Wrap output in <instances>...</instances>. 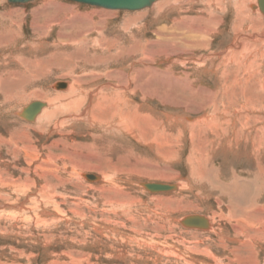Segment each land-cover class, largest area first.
<instances>
[{"label":"rangeland","instance_id":"rangeland-1","mask_svg":"<svg viewBox=\"0 0 264 264\" xmlns=\"http://www.w3.org/2000/svg\"><path fill=\"white\" fill-rule=\"evenodd\" d=\"M175 1L0 0V264H264V18Z\"/></svg>","mask_w":264,"mask_h":264},{"label":"water","instance_id":"water-1","mask_svg":"<svg viewBox=\"0 0 264 264\" xmlns=\"http://www.w3.org/2000/svg\"><path fill=\"white\" fill-rule=\"evenodd\" d=\"M32 1L35 0H7L8 3H12V4H26ZM70 1L93 6V7H99L107 10L135 12L149 8L151 4L156 0H70ZM257 1L262 13L264 14V0H257ZM56 87L64 88L66 87V84L60 83L57 84ZM43 107H45V104L42 102L31 103L26 108H24V110L22 111V116L25 118V120L32 121L40 113ZM89 178L93 179L94 177L90 176ZM145 188L148 191H152V192H163V191L172 190L173 186L151 183V184H146ZM182 226L207 227L208 223L205 218L194 215V216L185 217L184 220L182 221Z\"/></svg>","mask_w":264,"mask_h":264},{"label":"bare ground","instance_id":"bare-ground-1","mask_svg":"<svg viewBox=\"0 0 264 264\" xmlns=\"http://www.w3.org/2000/svg\"><path fill=\"white\" fill-rule=\"evenodd\" d=\"M159 0H156V1H154L152 4H151V6L149 7V8H151L152 6H154L155 4H156V2H158ZM169 0H163V2L160 4V5H155L156 7H157V9L158 10H163L165 7V5H169L168 2ZM175 1V0H174ZM185 1H189L191 4L192 3H197L198 1H200V0H185ZM201 1H204V0H201ZM222 1L223 0H211V1H208V2H206V4H204V6L206 7V8H209V7H211L212 9H213V7L214 8H216L217 7V9H221V3H222ZM241 1V2H240ZM247 1H250V0H238V3H236L237 1L236 0H224V2H227V7L232 11V10H234V12H235V16H236V19L234 18L233 20H234V22H236V23H238V21L240 22V20H242V17H243V15H244V13L246 12H248V10H247V7L251 10V12H254V11H258L259 12V14L264 18V14L262 13V11H261V9H260V7H259V5H258V1L257 0H255V4H253V5H251V4H249V5H247V7L245 6V4L246 3H248ZM176 2V1H175ZM229 3H230V6H229ZM173 4V3H172ZM226 4V3H225ZM238 4H241V5H238ZM176 5V4H175ZM174 6V5H173ZM149 8H146V9H149ZM174 9V8H173ZM144 10V9H143ZM114 11H119V10H114ZM129 12V11H128ZM233 12V13H234ZM232 13V12H231ZM250 13V12H249ZM3 15V14H2ZM242 15V16H241ZM252 15H254V14H252ZM255 15L257 16V13H255ZM248 16V15H247ZM249 16H250V14H249ZM233 17V16H232ZM252 17H254V16H252ZM251 16H250V19H248L249 21L250 20H254V18H252ZM259 17V16H258ZM209 18V17H208ZM210 19V18H209ZM208 19V20H209ZM205 20H206V18H205ZM210 20H212V19H210ZM257 21H259L260 23H262V25H264L263 23H264V21L263 20H261L260 19V17L259 18H257L256 19ZM214 21H216V18L215 17H213V20H212V23L211 24H214L213 22ZM207 22V21H206ZM196 25V24H195ZM208 25V24H207ZM210 25V24H209ZM258 25V24H257ZM213 26V25H212ZM207 27V26H206ZM215 28V27H214ZM237 28V27H236ZM264 28V27H263ZM192 29H193V27H192ZM234 29V31H236L235 30V27L233 28ZM264 30V29H263ZM203 32V31H202ZM201 32V33H202ZM194 33H195V29H194ZM200 33V34H201ZM6 35V34H5ZM4 35V36H5ZM203 35H205L204 33H203ZM263 36H264V33L262 34ZM7 36V35H6ZM259 36V35H258ZM262 37V36H261ZM261 37H259V38H261ZM0 39H1V36H0ZM255 39V38H254ZM263 39V38H262ZM262 39H260L261 41H262ZM257 40H259L258 39V37H257ZM259 40V41H260ZM1 42V41H0ZM8 42V41H7ZM246 44V45H245ZM244 44V51H243V55L242 56H248V58H250L249 56H250V53H248L247 51V48H248V46H247V44L248 43H245ZM246 46V47H245ZM242 53V52H241ZM233 56V55H232ZM237 65V64H236ZM125 78V77H124ZM113 79V78H112ZM126 84V83H125ZM129 84V83H128ZM119 86V85H118ZM117 86V87H118ZM129 86V85H128ZM116 87V88H117ZM111 88V87H110ZM120 88V87H119ZM103 89V88H102ZM125 89V88H124ZM127 89V88H126ZM108 90V89H107ZM106 90V91H107ZM132 92V91H131ZM134 94H135V92H134ZM59 98V97H58ZM56 99V98H55ZM54 99V100H55ZM57 100V99H56ZM52 102V101H51ZM48 105V104H47ZM46 108V107H45ZM57 108V110H55V112L54 113H56L57 111H58V109H59V107H56ZM45 110V109H44ZM20 112V111H19ZM87 113V110H86V112L84 113V114H86ZM48 114V113H47ZM50 115H53V114H50ZM19 116L22 118V119H24L25 120V118L22 116V112L21 113H19ZM86 116H88V115H86ZM37 117V116H36ZM36 117L33 119V120H35L36 119ZM87 119V117L85 118V120ZM123 119H124V117H123ZM32 120V121H33ZM73 120V119H72ZM84 120V121H85ZM27 122H31V121H28V120H26ZM82 121H83V119H82ZM121 121H123L122 119H121ZM103 122V121H102ZM124 122H125V119H124ZM122 123V124H125V123ZM248 123H249V121H248ZM121 125V124H120ZM119 125V126H120ZM59 126H60V124H59ZM124 126V125H123ZM248 126V125H247ZM123 128V127H122ZM82 177H83V175H82ZM84 178V177H83ZM98 180V177L96 178V180L95 181H97ZM152 183V182H151ZM153 184V183H152ZM154 184H160V183H154ZM142 187H145V184H143V186ZM20 189V188H19ZM146 191H148L146 188H144ZM172 189H174V188H172ZM148 192H151V193H159V192H152V191H148ZM231 196V195H230ZM196 215V214H195ZM197 216V215H196ZM201 217V216H200ZM204 218V217H203ZM206 219V218H205ZM184 220V219H183ZM183 220H181L179 223H180V225L182 224V221ZM207 220V223H208V226L207 227H198V226H189V227H187V226H184V228H187V229H197V228H201V229H206V230H208V229H210V227H211V223H210V221L208 220V219H206ZM236 237V236H235ZM242 255V254H241Z\"/></svg>","mask_w":264,"mask_h":264}]
</instances>
